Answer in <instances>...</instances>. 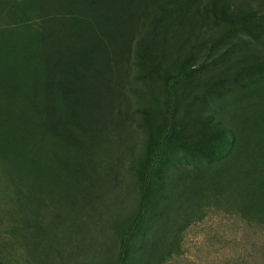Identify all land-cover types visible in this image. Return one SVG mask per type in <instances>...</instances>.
<instances>
[{
  "label": "rangeland",
  "instance_id": "rangeland-1",
  "mask_svg": "<svg viewBox=\"0 0 264 264\" xmlns=\"http://www.w3.org/2000/svg\"><path fill=\"white\" fill-rule=\"evenodd\" d=\"M12 1L0 0V37L10 26L26 37L15 26L21 16L11 8ZM249 11L264 15V1L234 0L226 17L176 32L171 55L160 62L153 93L144 102L128 89L141 86L132 54L126 61L129 72L120 74L127 87L123 103L105 123L99 148L84 158L79 175L84 190L76 191L78 202L67 203L58 191V204L48 197L41 205L29 204L23 198L26 180L17 195L0 151V264H264V214L249 215L241 189L233 190L228 182L232 176L241 178L252 162L264 161V22L249 23L225 42L214 43L229 21ZM186 66L194 73L178 90V130L192 116L186 128L196 134L203 115L227 128L228 138L221 153L210 158L188 154L185 161L167 166L161 177L177 181L178 174L186 185L198 170L204 176L212 170L217 183L201 193L202 200H195L197 188L183 185L160 192L140 235L130 236L141 196L146 126L165 108L161 76ZM249 136L254 138L251 146L259 148L239 159L236 150L248 144ZM165 196H172L171 204ZM186 198L183 205L175 203ZM123 238L132 239L133 246L122 262L118 253ZM140 242L145 248H139Z\"/></svg>",
  "mask_w": 264,
  "mask_h": 264
},
{
  "label": "trees",
  "instance_id": "trees-1",
  "mask_svg": "<svg viewBox=\"0 0 264 264\" xmlns=\"http://www.w3.org/2000/svg\"><path fill=\"white\" fill-rule=\"evenodd\" d=\"M233 1L13 0L11 8L21 16L15 26L29 36L8 26L9 33L0 37V151L17 195L25 179L23 198L31 205H41L45 197L58 204L62 201L58 191L64 192L67 203L78 202L76 191L84 190L79 176L84 158L99 148L105 123L119 102L123 103L127 87L120 74L129 72L126 61L134 55L141 88L128 89L144 102L153 93L151 85L159 76L160 62L171 55L175 33L204 20L226 17ZM253 22H264V15L243 13L229 21L214 43L225 42ZM193 73L186 66L171 76H161L165 108L146 126L141 196L129 226L130 236L140 235L160 192L183 185L197 188L200 193L194 199L202 200L201 193L217 183V176L209 174L212 170L206 176L198 170L186 185L178 174L177 181L161 177L167 166L185 161L188 154L210 158L225 150L228 129L208 116L200 115L196 134L186 128L192 116L182 127L184 131L177 128L178 90ZM253 139L249 136L248 144L237 148L239 159L259 148L251 146ZM228 182L233 190L241 189L249 215L264 214V161L252 162L241 178L232 176ZM165 198L171 204L172 196ZM187 200L175 203L183 205ZM131 246L132 239L121 240L120 261L126 259ZM139 248H145V243L140 242Z\"/></svg>",
  "mask_w": 264,
  "mask_h": 264
}]
</instances>
